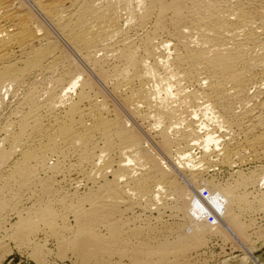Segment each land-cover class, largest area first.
Instances as JSON below:
<instances>
[{
  "label": "bare ground",
  "instance_id": "6f19581e",
  "mask_svg": "<svg viewBox=\"0 0 264 264\" xmlns=\"http://www.w3.org/2000/svg\"><path fill=\"white\" fill-rule=\"evenodd\" d=\"M8 97L0 251L45 260L48 237L79 264H195L212 234L260 239L264 0H0ZM221 167L226 182L208 177ZM169 198L173 238L128 215Z\"/></svg>",
  "mask_w": 264,
  "mask_h": 264
},
{
  "label": "rangeland",
  "instance_id": "374dc122",
  "mask_svg": "<svg viewBox=\"0 0 264 264\" xmlns=\"http://www.w3.org/2000/svg\"><path fill=\"white\" fill-rule=\"evenodd\" d=\"M75 59H76V57H75ZM76 61L82 66V64L77 59H76ZM103 88L107 89V90L106 89H103V90L106 94L108 93L107 94L108 98L110 100L114 99V101L118 103V101H116L117 100L116 97L113 98L114 96L110 92H108L109 91L108 88L106 86H103ZM12 102H14V99L11 97H8L6 99V104H3L0 106V113L1 114L3 113V116L7 115V112L10 110V108L12 106L11 105ZM199 152H200L199 148L193 149V153L195 155L199 154ZM255 165H259L258 162H252L251 161L247 165H245L244 168L247 169L250 167H254ZM230 173H231L230 169L225 168V167H221L219 169L211 171V173L208 175V177H210L211 179H214V181H219V182L221 181L222 183H224L231 177V176H229V175H231ZM169 199L168 200L165 199V201L167 203L164 201L166 203V204H164L165 209L162 206L163 204L160 205L161 206L160 210L162 211L161 214L159 213V212H161L160 210H158V211L156 210V207H155L156 205H155V206H152V208H150L151 211L147 210L149 208H146L144 211L143 210L144 208L142 206H136V207L131 209V211L129 212L128 215L131 217L132 220H135L134 221L135 225L140 224L142 226H147L146 224H148L149 221H151L150 222L151 227L152 228L157 227L156 232H159V233H156V232H154V233H155V235L158 234V237L159 236L161 238H163L165 236L169 237V234H171L170 235L171 237L172 236L175 237L178 233L179 226H180V224L183 223V221L176 214H175L176 216L174 217V214H173L174 210L171 209L172 207H170V205L173 206L174 203L172 202L171 199H170V201H171L170 202ZM166 205L168 206L167 208H166ZM254 211L256 214H254V212H252L253 214L251 213L250 215L252 216V218L254 216H256L258 218L257 219L255 217L253 219H255V220L257 219L256 223L254 222L255 224H257V226L260 225V228H259V232H260L259 238L260 239H258V237H256L255 239L252 237V239L254 240V241H251V243L253 242L252 248L244 249L243 246H240L237 243H234L233 241H227L226 242V240H224L220 235L216 234L217 236H215V234H212L211 236H209L207 238V243L201 248L202 249L201 251L197 252L195 250L196 252L194 251V252H191L189 254V258L191 259V260L190 259L189 260L192 263H194V262L197 263L198 262L197 257H198L199 263H197V264H202L205 261L206 262L204 264H264V211H262L261 208H257ZM171 215H173V216H171ZM146 216H148V218H150V219H148V221L146 219L147 222H145V220H144V218H146ZM139 217H141L142 219H140ZM176 217H178V218H176ZM177 220H178V222H177ZM163 223H165V224H163ZM168 224H170V225H168ZM164 225H166V227H167V228L165 227V230H164V228H162ZM170 226H171V228H170ZM257 226H255V227H257ZM175 227H177L178 230L175 231V229H177ZM160 228H162V229H160ZM169 229H171V230H169ZM163 233H165V234H163ZM162 234H163V237H162ZM0 236H4L3 231H0ZM38 237H40V235ZM41 238H43V235L41 236ZM4 241L7 242L8 248H7V244L5 243L6 248L4 250L0 251L1 252L0 264H79L77 259L71 253H68L64 257L57 256V254H56L57 249L54 245V242L52 241V239H50L48 237H47V239L46 238L44 239V241H45L44 243H45L46 249H48V250L51 249V251L49 254H46L44 256V257H46L45 260H39V261L36 258H34V256L31 253L30 248H28V249H26L24 247H23L24 249L17 248V246L14 244L13 241H10L7 239H4ZM200 252H202V254ZM204 253L206 256L204 255ZM195 254H197V255H195ZM116 260L118 261L119 258L118 259L117 258L112 259L111 260L112 262L106 261L104 264H122V263L123 264H131L128 257H123L120 263L117 262ZM200 260H201V262H200Z\"/></svg>",
  "mask_w": 264,
  "mask_h": 264
},
{
  "label": "built area",
  "instance_id": "2783aa9c",
  "mask_svg": "<svg viewBox=\"0 0 264 264\" xmlns=\"http://www.w3.org/2000/svg\"><path fill=\"white\" fill-rule=\"evenodd\" d=\"M201 193H203L205 196L208 195V193H207L206 190L202 191ZM216 210H217V209H216ZM217 211H218V210H217ZM218 212H219V211H218ZM208 217H209L210 221L214 222V219H213V217H212L211 215H208Z\"/></svg>",
  "mask_w": 264,
  "mask_h": 264
}]
</instances>
